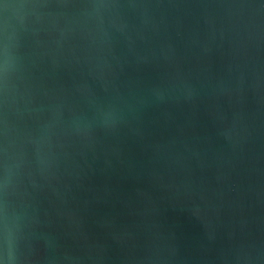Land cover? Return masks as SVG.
Wrapping results in <instances>:
<instances>
[{
    "label": "water",
    "instance_id": "95a60500",
    "mask_svg": "<svg viewBox=\"0 0 264 264\" xmlns=\"http://www.w3.org/2000/svg\"><path fill=\"white\" fill-rule=\"evenodd\" d=\"M48 2L66 31L24 21L0 104L26 264H264V0ZM44 121L87 127L51 167Z\"/></svg>",
    "mask_w": 264,
    "mask_h": 264
},
{
    "label": "clouds",
    "instance_id": "9594fccd",
    "mask_svg": "<svg viewBox=\"0 0 264 264\" xmlns=\"http://www.w3.org/2000/svg\"><path fill=\"white\" fill-rule=\"evenodd\" d=\"M115 7V0H88L77 14V23L86 26L92 20L102 21L103 15ZM51 8L52 5L48 0H0V104L5 107L14 106L17 102L18 90L15 80L22 67L17 48L20 32L26 30L24 21L30 16L35 17L36 21L47 18L51 27L61 35L66 31V28L59 24V19L66 14L51 11ZM13 19L20 21V28L12 23ZM62 134L85 135L87 127L77 123L65 130L58 129L51 121H44L35 132L28 134L41 165L51 167L55 163V149ZM5 135H7L6 122ZM14 143V140L9 142V144ZM9 144L0 149L4 156L3 175H0V264H26V257L19 247L22 225L18 213L7 198L14 187L12 171L7 163ZM21 164L22 161L18 159L17 167Z\"/></svg>",
    "mask_w": 264,
    "mask_h": 264
}]
</instances>
